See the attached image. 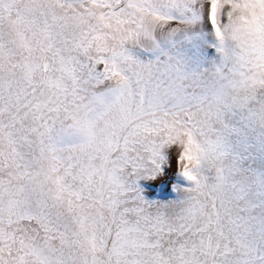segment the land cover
<instances>
[{
    "label": "snow or ice",
    "instance_id": "obj_1",
    "mask_svg": "<svg viewBox=\"0 0 264 264\" xmlns=\"http://www.w3.org/2000/svg\"><path fill=\"white\" fill-rule=\"evenodd\" d=\"M0 264H264V0H0Z\"/></svg>",
    "mask_w": 264,
    "mask_h": 264
}]
</instances>
